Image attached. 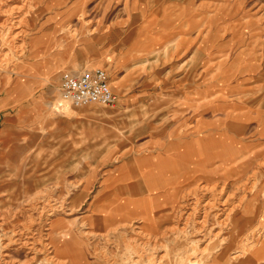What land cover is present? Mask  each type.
<instances>
[{"label":"rangeland","instance_id":"rangeland-1","mask_svg":"<svg viewBox=\"0 0 264 264\" xmlns=\"http://www.w3.org/2000/svg\"><path fill=\"white\" fill-rule=\"evenodd\" d=\"M42 1L0 0V27L13 20L0 31V94L6 93L0 96V260L61 263L47 241L53 217L60 214L56 219L79 232L77 225L87 224L98 206L103 182L121 173L118 164L146 156L152 143L165 148L175 116L194 110L195 99L191 124L197 136L204 126L232 140L210 139L201 146L227 147L221 148L229 160H222L225 166L249 158L256 166L246 180L233 183L236 188L251 178L250 193L233 198L211 219L225 227L223 236L210 243L197 235L198 201L191 193L176 213L174 205L157 213L168 226L157 236L139 229L145 227L141 221L88 235L93 256L86 253V260L191 264L188 259L198 256L195 264H255L250 250L261 241L256 221L264 215V0ZM90 68L109 72L114 107L75 106L61 97V76ZM157 240L159 258L150 260L147 243ZM130 242L142 247L131 249ZM25 244L38 247V255ZM221 253L226 260L214 262Z\"/></svg>","mask_w":264,"mask_h":264},{"label":"crops","instance_id":"crops-1","mask_svg":"<svg viewBox=\"0 0 264 264\" xmlns=\"http://www.w3.org/2000/svg\"><path fill=\"white\" fill-rule=\"evenodd\" d=\"M37 2L38 5L43 1L37 0ZM81 16V20H83L85 13ZM19 90L20 86H16L14 93H19ZM4 94L6 93H2L0 96H4ZM192 102L191 106L194 107V110L187 112L188 115H185L186 111L172 112H178L181 115L175 116L170 133L166 136L168 140L163 143L165 148L159 149L155 143H152L153 151L146 156L142 154L139 159L138 157L128 158L118 164L121 173L119 174L118 171L103 182L104 188L96 200L98 206L93 209L87 224L79 223L77 225H81L79 232H75L67 226L64 220L56 219L60 214L53 217L48 227V236L52 252L58 260L65 261L67 264H94V261L87 262L86 260V253L93 256V242L88 238V235H103L114 230L134 227L133 221H141L146 228L140 226L139 229L144 232L150 229L145 233L157 236L168 227L164 225L157 213L169 205H174L176 213L183 204L187 193L194 190L199 183L206 182L212 185L227 183L233 186V183L246 180L256 168L253 166V159L249 158L247 161L238 162V164L233 160L230 166H225L222 160L226 164L229 163V160L225 158L222 150H227V147L222 148V145L219 147L216 143L208 146L204 144L205 146L202 147L201 144L210 139H223L230 144L232 140L227 139V135L214 132L212 129L207 131L204 126L199 127L200 131L197 136V128L195 130L191 124V120L197 119V104L195 99ZM225 116L232 117L230 113ZM149 144L151 145V143ZM146 148L150 147L146 146ZM190 149H192V154L187 155ZM237 152L236 149V154ZM232 165L236 167L234 170H231ZM122 195H125V198H122ZM81 196L77 197L79 202L83 199ZM105 198L106 200H104ZM263 219L264 215L261 220L257 219L256 224L259 222L257 229L264 230L261 225ZM259 244H256L255 247H259ZM225 260L226 256L216 257L213 261L222 262ZM259 261H256L255 264H264L261 263L264 258Z\"/></svg>","mask_w":264,"mask_h":264},{"label":"bare ground","instance_id":"bare-ground-1","mask_svg":"<svg viewBox=\"0 0 264 264\" xmlns=\"http://www.w3.org/2000/svg\"><path fill=\"white\" fill-rule=\"evenodd\" d=\"M2 1V0H1ZM4 1V0H3ZM6 4V3H5ZM11 10V9H10ZM0 13L1 14H4V12H3V10H0ZM14 13V12H13ZM17 13V12H16ZM14 15V14H13ZM15 20H16V17L14 18ZM8 22H11V21H13V20H11V18L9 19L8 18V20H7ZM7 21H4V24H6L7 23ZM13 23V22H12ZM3 24V25H4ZM3 25L0 27V31L1 32H4V29H5V27H3ZM15 25V24H14ZM11 28H10V26H9V28H8V32L10 33L11 31ZM9 35V34H8ZM11 35V34H10ZM7 36V35H6ZM8 39H10V38H7V39H3L4 41L3 42H5V44H7V43H11ZM15 42V41H14ZM12 44V43H11ZM0 45H1V42H0ZM10 45V44H9ZM8 45V46H9ZM1 47V46H0ZM13 47H15V45L13 46ZM114 92V91H113ZM115 94V93H114ZM116 95V94H115ZM116 97H117V95H116ZM97 105H99V104H97ZM251 177V176H250ZM253 180H251V178L248 180V182L247 183H243V184H237L238 186L235 188V186H232V185H230V184H227V183H224V184H215V185H212V184H207L206 182H202V183H199L198 185H197V187L194 189V190H192L190 193H188L187 195H189V194H191V193H193V194H191V195H194L195 196V198H197V201H198V203H197V213L199 214V222L197 223V235H201L203 238H208L207 240L208 241H210V243H212V242H215L218 238H220L221 236H223L222 234H223V232H224V229H225V227H223V225H221V222H215V224H210V222H211V219H212V221L214 220L215 221V217H218L217 216V214L219 215L223 210H226V208L229 206L230 207V205L231 204H233V198L234 199H236L237 197L238 198H240V197H245L243 194H245V195H247V194H249L250 192H248L247 193V191H248V189H251L250 188V185H251V183L250 182H252ZM253 188V187H252ZM242 193V194H241ZM190 195V196H191ZM246 200V199H245ZM205 203V204H204ZM63 204V203H62ZM243 205V204H242ZM220 207H222V209H220ZM240 207V206H239ZM21 208V207H20ZM225 208V209H224ZM232 208V207H231ZM219 209H220V211H219ZM233 209H234V207H233ZM186 210V209H185ZM39 211V210H38ZM181 213H183V212H181ZM40 214H43V213H41L40 212ZM194 214H195V210H194ZM184 216H187V212H185L184 214H183ZM191 215H193V213L192 214H189V216H191ZM46 216V215H45ZM44 216V217H45ZM58 216V215H57ZM183 216V219H185V217ZM41 217V216H40ZM227 217V216H226ZM189 218V217H188ZM188 218L186 219V220H188ZM179 219V218H178ZM32 220V219H31ZM216 220H219V218L218 219H216ZM35 221V220H34ZM38 221V220H37ZM263 221V223L261 224L263 227H264V219L262 220ZM180 222V221H179ZM32 223V222H31ZM30 223V224H31ZM177 224V223H176ZM32 225V224H31ZM183 225H187V223L186 224H183ZM49 226H50V224H49ZM212 226V227H211ZM32 227V226H31ZM178 227V225H176V228ZM33 228V227H32ZM118 228V227H117ZM1 229V228H0ZM27 229V228H26ZM179 229L180 230H182V231H184L185 230V227H183V228H180L179 227ZM187 229V228H186ZM27 230H29V228L27 229ZM48 231H49V229H48ZM218 231V232H217ZM30 232V231H29ZM185 232V231H184ZM262 238H261V241L259 242L260 244V246L259 247H254V248H252V250H250L251 251V254H250V259H251V261H253L254 263H256V261H258V262H260L259 260L261 259V258H264V230H262ZM143 233V232H142ZM141 234V233H140ZM182 234V233H181ZM261 234V233H260ZM112 235V234H111ZM168 235H170V234H168ZM175 235H177V234H175ZM47 236H48V234H47ZM105 237V236H104ZM106 237H108V236H106ZM109 238H111V237H109ZM146 238H147V236H146ZM151 239H152V237H151ZM17 240V239H16ZM136 240V239H135ZM139 240V239H138ZM154 240H156V239H154ZM162 240V239H161ZM220 240V239H219ZM47 241H48V245L50 246V248L52 249V247H51V243H50V240H49V237H47ZM106 241H108V240H106ZM109 241H110V239H109ZM204 241H206V240H204ZM28 242V241H27ZM138 242V241H137ZM148 242V241H147ZM195 242V241H194ZM200 242H203V241H201V240H199V241H197V246L199 245V243ZM42 243V242H41ZM108 243H110V242H108ZM127 243H128V241H127ZM142 243V242H141ZM33 244L35 245V243L33 242ZM136 243H131L130 242V248L132 249V248H140V247H142V246H140V243L139 244H137V245H135ZM147 244H150V252H151V257L152 258H149L150 260H152V259H155L156 257H158L159 258V254H160V249H161V241L159 242L158 240L157 241H150V242H148ZM195 244V243H194ZM39 245H41V244H39ZM39 245H37V246H39ZM164 245V244H163ZM225 245V244H224ZM25 246L26 247H28L27 249L29 250V253L30 254H32L33 256L34 255H36L37 254V252H39V248L37 249V248H35V247H30L31 245H27V244H25ZM36 246V245H35ZM191 246V245H190ZM200 246V245H199ZM239 246V245H238ZM146 247H148V246H146ZM194 247H195V245H194ZM208 248V247H207ZM41 249H42V247H41ZM40 249V250H41ZM204 249V248H203ZM244 249V248H243ZM44 249H42V251H43ZM141 250H143V253L145 252L144 250H146V249H144V247L141 249ZM137 251V253H142V251ZM197 250H198V248H197ZM47 251V250H46ZM195 251V250H194ZM204 251V250H203ZM209 251V250H208ZM146 252H148V249H147V251ZM53 253V252H52ZM136 253V254H137ZM201 253V252H200ZM238 253V255H239V252H237ZM215 254V253H214ZM213 254V255H214ZM217 254V253H216ZM29 255V254H28ZM38 255V254H37ZM54 255V254H53ZM204 255V254H203ZM213 255H211V257H213ZM238 255L237 256H234L235 258H238ZM242 255V254H241ZM7 256V255H6ZM143 256V255H142ZM155 256V257H154ZM226 256V253H221V254H219L218 256L216 255V257H218V258H222V257H225ZM55 257V256H54ZM136 257V256H135ZM165 256H163L162 258H160V259H162L163 260V258H164ZM183 257V256H182ZM195 257V256H194ZM189 258L188 260H189V262L191 263V264H195V262L194 261H197V257H195V258ZM216 257H214V258H216ZM37 258V257H36ZM144 257H142V259H143ZM158 258H157V260H158ZM241 258H243V257H241ZM2 259V258H1ZM55 259H57L56 257H55ZM132 259V258H131ZM170 259V258H169ZM35 260V257H32V258H30L28 261H29V263H31V262H33ZM54 260V259H53ZM58 260V259H57ZM139 260H141V259H139ZM156 260V259H155ZM161 260V261H162ZM168 260V259H167ZM187 260V261H188ZM206 260V258H199L198 259V261L199 262H201V261H205ZM59 262H61V263H58V264H67L65 261L63 262V261H60V260H58ZM134 261H136V260H134ZM138 261V260H137ZM159 261V260H158ZM164 261H166V260H164ZM174 261H177V260H174ZM185 261V260H184ZM237 261V260H236ZM9 262V261H8ZM152 262V261H151ZM154 262H157V261H154ZM160 262V261H159ZM13 264V263H4L3 261H1L0 260V264ZM24 263V262H23ZM22 263V264H23ZM56 263V262H55ZM165 263V262H164ZM261 263H264V261L263 262H261ZM133 264H135L134 262H133ZM157 264H160V263H158L157 262Z\"/></svg>","mask_w":264,"mask_h":264},{"label":"built area","instance_id":"built-area-1","mask_svg":"<svg viewBox=\"0 0 264 264\" xmlns=\"http://www.w3.org/2000/svg\"><path fill=\"white\" fill-rule=\"evenodd\" d=\"M111 77L104 68L65 72L60 79L61 97L75 106L99 104L114 107L117 97L113 92Z\"/></svg>","mask_w":264,"mask_h":264}]
</instances>
